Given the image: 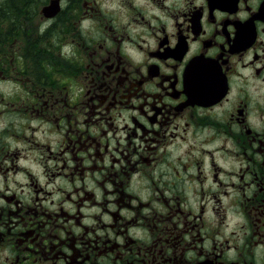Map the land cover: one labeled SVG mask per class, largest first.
Returning <instances> with one entry per match:
<instances>
[{"label":"flooded vegetation","instance_id":"1","mask_svg":"<svg viewBox=\"0 0 264 264\" xmlns=\"http://www.w3.org/2000/svg\"><path fill=\"white\" fill-rule=\"evenodd\" d=\"M52 1L0 0V264H264V0Z\"/></svg>","mask_w":264,"mask_h":264},{"label":"water","instance_id":"2","mask_svg":"<svg viewBox=\"0 0 264 264\" xmlns=\"http://www.w3.org/2000/svg\"><path fill=\"white\" fill-rule=\"evenodd\" d=\"M50 7H51V5L48 7V8H46L45 10H48V9H50ZM52 8V7H51Z\"/></svg>","mask_w":264,"mask_h":264},{"label":"rangeland","instance_id":"3","mask_svg":"<svg viewBox=\"0 0 264 264\" xmlns=\"http://www.w3.org/2000/svg\"><path fill=\"white\" fill-rule=\"evenodd\" d=\"M3 89L5 88V86H1Z\"/></svg>","mask_w":264,"mask_h":264}]
</instances>
